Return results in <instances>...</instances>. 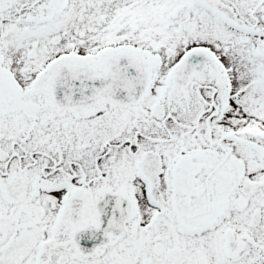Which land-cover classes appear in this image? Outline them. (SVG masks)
Masks as SVG:
<instances>
[{"label": "snow or ice", "instance_id": "6c2138e0", "mask_svg": "<svg viewBox=\"0 0 264 264\" xmlns=\"http://www.w3.org/2000/svg\"><path fill=\"white\" fill-rule=\"evenodd\" d=\"M0 264H264V0H0Z\"/></svg>", "mask_w": 264, "mask_h": 264}]
</instances>
